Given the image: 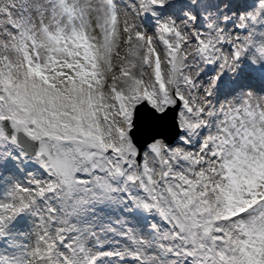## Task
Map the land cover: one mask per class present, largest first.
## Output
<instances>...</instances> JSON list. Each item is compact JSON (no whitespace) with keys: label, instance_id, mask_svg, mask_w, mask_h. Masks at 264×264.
<instances>
[{"label":"snow or ice","instance_id":"snow-or-ice-1","mask_svg":"<svg viewBox=\"0 0 264 264\" xmlns=\"http://www.w3.org/2000/svg\"><path fill=\"white\" fill-rule=\"evenodd\" d=\"M262 164L264 0H0V264H264V178L211 207Z\"/></svg>","mask_w":264,"mask_h":264},{"label":"rangeland","instance_id":"rangeland-1","mask_svg":"<svg viewBox=\"0 0 264 264\" xmlns=\"http://www.w3.org/2000/svg\"><path fill=\"white\" fill-rule=\"evenodd\" d=\"M94 5H99L102 9L104 6V0H91ZM101 15L100 12H93L92 13V23L89 24L87 18L85 19V27L88 28V35L96 38V44L100 45V52H104V41L100 37V29L97 26V17ZM138 22V21H137ZM135 31V30H134ZM138 41L133 42V49L136 48ZM94 47L87 37H77L75 42L72 43V47L68 49V53L72 56L73 61V69L74 75L70 76L68 79L72 78L73 80L72 85L69 89L65 91V93H61L60 95L63 96V100L61 103L65 105L66 108L76 107L79 104H83L85 97L84 93L87 92V89H84L82 85L87 83L89 78L95 79V73H90L89 70L85 67L86 64L91 63L96 59L97 52L94 51ZM43 51V50H42ZM14 60L16 56H19L18 53H10ZM16 55V56H15ZM79 57V59H77ZM20 59V56L19 58ZM83 60L84 63H81ZM65 64H60L59 67H65ZM95 66V65H93ZM55 68V65L53 66ZM26 73L21 71V75L25 76V79L20 83L21 87L31 88L34 84L33 81H37L35 86L36 90H40L43 88L44 85L49 84L51 80L59 81V77L63 74L61 71H46L44 66L41 64H36L35 67H28ZM70 81V80H69ZM75 85V86H74ZM55 87V86H53ZM74 92L72 94L67 93L70 90ZM47 91V89H44ZM90 96L91 93H88ZM251 175L246 177V180L242 182L243 179H234L231 180V190H229L228 184H224L223 186L217 183L216 188L219 189L216 192L215 196L212 198V205L213 209H217V201H223L226 205L232 204L234 200L239 197L241 189L244 185L252 184L254 185V181L257 178H264V164L258 165L257 167H253L251 169ZM234 177V176H233ZM232 177V178H233ZM226 198V199H225ZM212 207V206H211ZM219 215L217 216L220 219L224 218V213L221 209H217Z\"/></svg>","mask_w":264,"mask_h":264},{"label":"bare ground","instance_id":"bare-ground-1","mask_svg":"<svg viewBox=\"0 0 264 264\" xmlns=\"http://www.w3.org/2000/svg\"><path fill=\"white\" fill-rule=\"evenodd\" d=\"M16 56V55H15ZM18 58H19V56H16V59L18 60ZM33 85H32V87L31 88H33V89H35V86H36V84H37V81H33ZM251 175V173L249 172V173H247L246 175H240L238 178H237V176H236V174H234V177L232 178V181L236 178V179H243L242 180V182H244L245 180H246V177L247 176H250ZM226 199V198H225Z\"/></svg>","mask_w":264,"mask_h":264}]
</instances>
